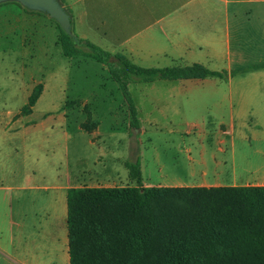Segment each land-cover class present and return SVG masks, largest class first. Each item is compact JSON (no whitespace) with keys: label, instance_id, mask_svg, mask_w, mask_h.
<instances>
[{"label":"crops","instance_id":"0c3cea01","mask_svg":"<svg viewBox=\"0 0 264 264\" xmlns=\"http://www.w3.org/2000/svg\"><path fill=\"white\" fill-rule=\"evenodd\" d=\"M62 1L71 13L72 29L76 37L104 52L124 56L132 64L142 68L163 69L202 64L211 70L227 71V68L247 66V60L234 59L232 55L235 52L246 54L247 48H264V0ZM10 3V10L22 12L25 9L18 2ZM39 13L38 17L46 27L34 30L37 33L35 37L38 38L34 43L37 48H44L42 56L46 58L45 48L61 50L58 44L60 32L50 16ZM215 60L223 64L218 65L213 62ZM91 61L84 67L91 65L102 73L104 71L106 79L108 74L104 69L107 67L94 59ZM74 69L76 68L73 66L68 72L69 81ZM59 73L56 75L58 78ZM100 78L102 81V77ZM226 79L225 77L224 80ZM192 80L202 82L190 89L185 85ZM214 80L223 79L197 78L139 83L155 85L156 88L164 84L167 89L165 92L157 90L144 97L132 94L134 100H148V108L155 116H198L199 123L194 125L196 129L189 131V134L204 133L206 125L203 117L194 112L197 104L185 106L178 99L195 101L198 97L216 95L220 99L214 103V109L209 106V110L215 112L217 117L213 145H181L180 153L184 156L177 168L180 167L185 175L165 176L164 186H264V91L247 93L242 99L246 110L237 111L234 93H221L219 84L215 83L214 88L208 89L211 92H196L206 89L203 87L206 81ZM254 81L255 85L264 86V80L251 79V82ZM41 84L43 89L38 100L49 90L45 80ZM137 84L131 83L129 89ZM99 85L97 91L104 93L102 83ZM78 89L73 90V95L77 96L75 99L88 94L87 88ZM60 90L69 100L68 88ZM140 156L142 170L144 155L141 153ZM176 156L179 157V154ZM4 168L0 175L5 177ZM74 182L67 173L57 175L52 185L44 187L51 191V199L44 207L36 205L39 198L35 193L29 195L24 192L36 190L31 182L27 188L23 183L0 188L9 209L7 224L0 226V264H70L67 195L68 189L74 187ZM21 199L29 205L20 204Z\"/></svg>","mask_w":264,"mask_h":264},{"label":"rangeland","instance_id":"374dc122","mask_svg":"<svg viewBox=\"0 0 264 264\" xmlns=\"http://www.w3.org/2000/svg\"><path fill=\"white\" fill-rule=\"evenodd\" d=\"M9 4L10 1L0 3V171L5 167V177L0 175V188L22 183L27 188L31 182L36 190L24 192L35 193L39 198L36 205L44 207L51 199V191L44 187L52 185L57 175L63 173L75 181L74 187H135L136 184L129 179L126 164L135 161L139 149L144 155L145 187H180L164 186V177L185 175L180 167L177 168L184 156L180 153L181 145H213L217 117L209 106L214 109L219 97L204 96L195 101L178 99L185 106L197 104L194 112L203 117L206 125V131L199 134H189L196 129L194 125L199 123L198 116H155L148 108V100L133 99L139 120L136 132L130 126L132 117L124 91L108 68L104 69L108 74L105 79L104 71L102 73L91 65L84 67L92 59L78 55L67 58L60 48H45L47 56L44 58V48H37L34 43L38 39L34 30L46 27L38 17L40 11L26 7L22 12L10 10ZM232 56L236 60H247V66L227 68L226 80L206 81L203 87L207 90L203 88L196 92H211L208 89L219 84L221 93H234L237 111L242 109L244 112L243 96L252 91H264V86L251 82V79L264 80V48H247L246 54L235 52ZM213 62L223 64L218 60ZM73 66L76 69L72 70L69 81L68 72ZM221 69L225 68H218ZM58 72L62 78L66 77L61 79L60 73L59 78L56 77ZM42 80L47 82L49 90L29 111L23 109ZM199 82L202 81H188L185 86L194 89ZM101 83L104 93L97 91ZM165 86L161 84L156 88L155 85L138 83L131 89L128 86V90L131 97L132 94L144 97L157 90L165 92ZM65 87L69 100L60 90ZM79 87L87 88L88 94L75 99L77 96L73 95V90H79ZM20 204L29 205L24 199ZM7 210L8 205L0 192V226L7 224Z\"/></svg>","mask_w":264,"mask_h":264},{"label":"trees","instance_id":"16d2710c","mask_svg":"<svg viewBox=\"0 0 264 264\" xmlns=\"http://www.w3.org/2000/svg\"><path fill=\"white\" fill-rule=\"evenodd\" d=\"M57 1L71 22L67 34L53 19L63 56L89 57L108 68L124 91L134 130L139 120L129 84L227 75L202 64L136 66L76 37L69 9ZM42 89L35 87L23 109L30 110ZM140 154L126 164L135 187L68 189L70 264H264V186L145 187Z\"/></svg>","mask_w":264,"mask_h":264},{"label":"water","instance_id":"95a60500","mask_svg":"<svg viewBox=\"0 0 264 264\" xmlns=\"http://www.w3.org/2000/svg\"><path fill=\"white\" fill-rule=\"evenodd\" d=\"M9 1L18 2L28 9L47 14L56 20L67 34H71L70 16L57 0H0V3Z\"/></svg>","mask_w":264,"mask_h":264}]
</instances>
